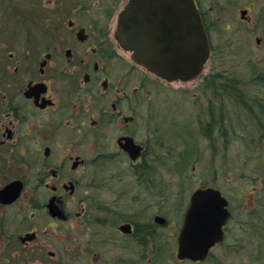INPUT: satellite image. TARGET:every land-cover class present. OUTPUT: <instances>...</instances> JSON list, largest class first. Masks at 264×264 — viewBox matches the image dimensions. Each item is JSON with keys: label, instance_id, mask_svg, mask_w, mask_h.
<instances>
[{"label": "flooded vegetation", "instance_id": "1", "mask_svg": "<svg viewBox=\"0 0 264 264\" xmlns=\"http://www.w3.org/2000/svg\"><path fill=\"white\" fill-rule=\"evenodd\" d=\"M130 1L1 2L7 6L0 14V264H53L56 244L67 255L65 262L54 261L59 264H264V124L253 98L244 99L240 77L231 80L228 68L215 72L211 65L217 49L207 0L193 1L209 55L186 81L157 75L119 42L120 16ZM158 1L144 11L145 41L171 35L176 11ZM249 12L250 6L241 8V19L249 21ZM255 40L260 45L261 36ZM262 74L256 79L264 86ZM163 84L193 90L188 124L204 143L194 163L205 167L188 193L164 190L163 158L169 142L177 141L172 126L181 121L161 115ZM241 105L250 107L258 128L239 130ZM247 132L252 138L243 143ZM188 156L174 154L173 166ZM217 161L220 174L213 177ZM249 162L256 163L254 183L247 192L233 189L238 177L221 173ZM207 189L218 190L224 204L211 195L193 201ZM222 208L224 218L218 217ZM169 209L178 217L175 226ZM189 209L201 213L191 226L193 241L205 221L222 222L220 237L207 236L213 243L204 257H178ZM171 247L175 257L164 256Z\"/></svg>", "mask_w": 264, "mask_h": 264}, {"label": "rangeland", "instance_id": "2", "mask_svg": "<svg viewBox=\"0 0 264 264\" xmlns=\"http://www.w3.org/2000/svg\"><path fill=\"white\" fill-rule=\"evenodd\" d=\"M2 1L3 0H0V5ZM26 1L27 0H24V2ZM206 2L207 5L205 6L211 8V16L213 17L211 42L216 45L217 49L214 56L212 55L213 61L211 65L212 67H216L214 69L215 72H219L223 70V68H228L231 80H235L232 79L235 78L234 76L240 77L244 99L253 98V103L257 104V106L255 105V108H253L254 112L258 114L259 119L262 120L264 124V101L261 99L264 97V86L258 84L259 82L256 79V77L258 78L264 73V0H207ZM6 6H0V14L6 9ZM246 6H250L249 21L241 19L240 17V9ZM22 10H24V8ZM260 36L261 41L260 45H258L255 37ZM217 51L218 54H216ZM262 75L264 76V74ZM262 77L260 79H262ZM218 81H221V79ZM198 89H201V87L197 86L196 90ZM190 90L192 89H188L187 85L178 87V84H163L162 95H160V99L163 100L161 115L170 116V118L167 117L168 119L177 116L181 121L178 126H172V128H175L174 133L177 141L173 142V140H171V142H169V148L171 151L167 152L163 158L164 165H166L163 178L164 182L167 183L164 184V190L165 193H171L172 195L174 192H190L193 185L201 180L204 175V164L201 163L200 165L195 166L194 163V157L203 153L200 151L199 147L201 148L204 143L202 139L200 140L201 136L198 131L194 132L193 127L188 124L189 116H193L194 114L193 100H191ZM247 102L251 103V99ZM235 103L237 104V102ZM228 104L231 108L230 112L233 113L232 106L234 100H229ZM247 105L251 106L249 104ZM237 113L239 116H243L242 119H240V125L238 127L241 132H245L244 130L251 127L258 128L257 125H255V127L251 125V116H253V112L250 110V107L241 105L240 110ZM183 124H185V134H187V136L180 131L184 126ZM251 138L252 133L247 132L244 133L242 141L245 143L244 141ZM174 154L178 157L180 156V158L183 155L189 156L187 157V161H182L178 167H174V161L171 158ZM242 158L244 159L243 162H245L246 158L243 153ZM242 158L240 160H242ZM254 163L249 162L248 164L242 165V168L236 169L230 165L228 169L226 168V170L221 173V176L225 177L228 175L229 177H238L237 182L236 180L234 181L238 183V185H233V189H236L237 187L240 188L242 192H247L249 183H254ZM208 164L209 162L207 165ZM217 164L218 161L212 162L211 164V174L213 177L220 174V167H218ZM263 168L261 169L262 172H264ZM105 191L107 192V190ZM171 199L172 197L164 200V208L172 204L173 201ZM171 208L174 210L173 206H171ZM169 211L170 213H168L167 216L171 219L170 224L171 226H175L177 224L175 221L178 217L171 209H169ZM160 230L163 232L164 239L168 238L169 235L167 234V231L170 229L165 228ZM54 248L57 250V255L55 258L51 259V262L53 264L65 262L67 255L62 250V254H60V244H56ZM175 250L174 247L167 249L164 256L175 257ZM55 260L59 263H54Z\"/></svg>", "mask_w": 264, "mask_h": 264}, {"label": "water", "instance_id": "3", "mask_svg": "<svg viewBox=\"0 0 264 264\" xmlns=\"http://www.w3.org/2000/svg\"><path fill=\"white\" fill-rule=\"evenodd\" d=\"M155 1L157 0H131L129 2L120 16L119 42L126 49L133 52L132 56L138 63L143 64L164 79L190 80L199 74L209 55V44L199 11L193 0H159L158 6H161L159 2L162 1L164 9L169 11L174 9L176 11L175 19L169 26L171 35L168 34L155 41H145L144 36L141 34L145 17L144 11L150 10ZM130 23L132 24L131 37L127 34ZM152 42L156 45L150 47L149 44ZM197 195L193 198L195 202L206 201L207 195H211L212 197L209 200L215 201L217 199L224 204V199L220 196L218 190H199ZM201 210H204V208ZM199 211L189 209L186 212L184 224L178 237V257L180 258L204 257L208 246L213 243V240L207 236L214 232L220 237L222 222L213 225L205 221L202 224L203 226L201 225V229L198 227L196 232V236L200 239L197 241L190 239L191 226L200 220L196 218L201 216ZM219 212L218 217L223 216L224 218L226 216L224 208ZM203 240L206 242H203ZM202 243H205V245Z\"/></svg>", "mask_w": 264, "mask_h": 264}]
</instances>
